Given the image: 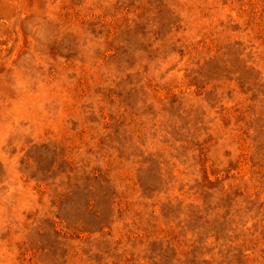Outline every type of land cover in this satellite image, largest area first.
Segmentation results:
<instances>
[{
	"label": "rangeland",
	"instance_id": "374dc122",
	"mask_svg": "<svg viewBox=\"0 0 264 264\" xmlns=\"http://www.w3.org/2000/svg\"><path fill=\"white\" fill-rule=\"evenodd\" d=\"M0 264H264V0H0Z\"/></svg>",
	"mask_w": 264,
	"mask_h": 264
}]
</instances>
